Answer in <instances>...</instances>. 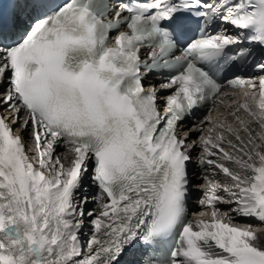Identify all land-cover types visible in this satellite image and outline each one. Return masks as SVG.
Wrapping results in <instances>:
<instances>
[{
	"label": "snow or ice",
	"instance_id": "snow-or-ice-1",
	"mask_svg": "<svg viewBox=\"0 0 264 264\" xmlns=\"http://www.w3.org/2000/svg\"><path fill=\"white\" fill-rule=\"evenodd\" d=\"M0 264H264V0H0Z\"/></svg>",
	"mask_w": 264,
	"mask_h": 264
}]
</instances>
